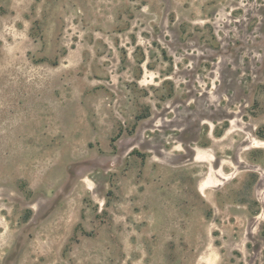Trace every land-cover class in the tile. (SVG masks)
Instances as JSON below:
<instances>
[{
	"label": "rangeland",
	"instance_id": "374dc122",
	"mask_svg": "<svg viewBox=\"0 0 264 264\" xmlns=\"http://www.w3.org/2000/svg\"><path fill=\"white\" fill-rule=\"evenodd\" d=\"M0 264H264V0H0Z\"/></svg>",
	"mask_w": 264,
	"mask_h": 264
}]
</instances>
